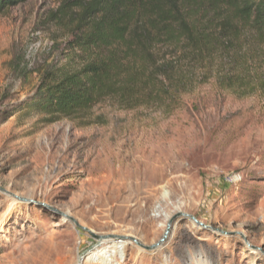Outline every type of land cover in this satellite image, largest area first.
Here are the masks:
<instances>
[{"label":"rangeland","instance_id":"obj_1","mask_svg":"<svg viewBox=\"0 0 264 264\" xmlns=\"http://www.w3.org/2000/svg\"><path fill=\"white\" fill-rule=\"evenodd\" d=\"M89 1L0 15V264H264V63H244L246 38L241 67L223 45L187 64L166 49L175 103L107 97L52 124L15 113L47 73L90 58L69 47ZM179 213L212 229L180 219L155 251L131 241L156 245Z\"/></svg>","mask_w":264,"mask_h":264},{"label":"trees","instance_id":"obj_2","mask_svg":"<svg viewBox=\"0 0 264 264\" xmlns=\"http://www.w3.org/2000/svg\"><path fill=\"white\" fill-rule=\"evenodd\" d=\"M27 1L0 0V15ZM77 7L69 47L90 58L74 72L47 73L15 113L32 111L52 124L107 97L131 107L138 104V95L147 101L178 102L185 85L177 82L176 63L166 49L187 64L221 52L220 45L240 55L246 38L244 63L257 56L264 63V0H90ZM235 59L241 67L244 57Z\"/></svg>","mask_w":264,"mask_h":264},{"label":"water","instance_id":"obj_3","mask_svg":"<svg viewBox=\"0 0 264 264\" xmlns=\"http://www.w3.org/2000/svg\"><path fill=\"white\" fill-rule=\"evenodd\" d=\"M180 219L191 220V221H193L195 224L199 225L200 227H203V228L208 229V230H211V229H212V228H210V227L205 226L203 223H200V222L197 220V218H195V217L192 216V215H189V214H186V213H179V214L175 215L174 217H172V219L169 221V223H168V225H167L166 232H165V234H164L162 240H161L159 243H157L156 245H154V246H152V247H145L144 245L140 244L138 240H136V239H134V238H131V241H133L135 244H137V245L140 246L141 248H144V249L147 250V251H155V250H157V249L162 245V243L168 238V236L170 235L171 229H172V227H173V224H174L175 222H177L178 220H180ZM72 221L74 222V224H75L78 228H80L81 230L86 231V232L92 234L94 237H96L95 234H93V232H91V231L88 230L87 228L82 227V226H81L79 223H77L74 219H72ZM216 231H217L219 234L229 235V233L224 232V231H222V230H216ZM98 238H99L100 240H108V239H112V238H113V239H119L120 237H108V236H106V237H98ZM126 239H128V238H127V237H124V240H126Z\"/></svg>","mask_w":264,"mask_h":264},{"label":"bare ground","instance_id":"obj_4","mask_svg":"<svg viewBox=\"0 0 264 264\" xmlns=\"http://www.w3.org/2000/svg\"><path fill=\"white\" fill-rule=\"evenodd\" d=\"M109 260V259H108ZM109 264H111L110 262H108ZM105 264V263H104Z\"/></svg>","mask_w":264,"mask_h":264}]
</instances>
